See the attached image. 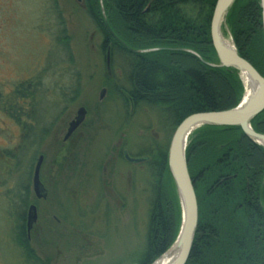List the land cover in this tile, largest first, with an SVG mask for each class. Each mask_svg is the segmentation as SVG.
I'll list each match as a JSON object with an SVG mask.
<instances>
[{"label":"rangeland","instance_id":"374dc122","mask_svg":"<svg viewBox=\"0 0 264 264\" xmlns=\"http://www.w3.org/2000/svg\"><path fill=\"white\" fill-rule=\"evenodd\" d=\"M226 31L221 28L229 40ZM102 43L92 14L76 0H0V264L36 262L17 244L22 202L33 201V166L42 144L34 137L36 124L68 118L79 106L107 129L90 132L76 167L67 169L62 154L45 152L38 173L47 198L39 203L37 226L46 217L53 230H31L33 256L46 264H136L143 256L159 187L154 164L116 162L110 181L118 198L112 201L99 165L123 121L124 148L133 155L155 145L167 150L176 126L149 103L129 111L117 91L128 88V69L112 50L108 74ZM25 122L34 125L25 132L15 126Z\"/></svg>","mask_w":264,"mask_h":264},{"label":"trees","instance_id":"16d2710c","mask_svg":"<svg viewBox=\"0 0 264 264\" xmlns=\"http://www.w3.org/2000/svg\"><path fill=\"white\" fill-rule=\"evenodd\" d=\"M100 2L88 0L90 13L102 33V48L119 52L128 69L125 97L132 105L145 102L160 108L177 126L191 114L224 111L239 103L243 87L237 74L205 64L216 62L209 29L216 0ZM226 22L238 55L264 77L258 0H236ZM155 48L159 50L133 52ZM250 125L264 134V111ZM166 153L154 165L159 187L150 210L145 251L136 264H151L178 230L180 210ZM185 160L197 205L185 264H263L264 150L238 127L206 126L190 135ZM21 229L17 244L22 254L34 264H46L34 258Z\"/></svg>","mask_w":264,"mask_h":264},{"label":"water","instance_id":"95a60500","mask_svg":"<svg viewBox=\"0 0 264 264\" xmlns=\"http://www.w3.org/2000/svg\"><path fill=\"white\" fill-rule=\"evenodd\" d=\"M236 0H216L210 19V41L214 50L216 62L205 63L213 68L225 69L235 72L241 81L243 95L239 103L228 110L194 113L184 118L174 129L169 141L166 153V168L173 183L177 197L180 222L173 242L160 254L151 264H185L197 224V205L193 190V184L188 175L185 150L190 135L201 127L229 128L238 127L242 133L256 145L264 150V134L256 133L250 125L251 120L260 112L264 111V77L244 59H242L232 42V38L227 26V17ZM101 8L102 4L100 2ZM261 17V29L264 43V0H258ZM102 10V9H101ZM102 14L103 10H102ZM105 20V19H104ZM225 28L229 40L221 32ZM159 49H147L143 51H133L134 53H148ZM193 56L200 57L192 51L184 50ZM201 60V59H200ZM105 68L110 71V50L105 51ZM104 91L100 92L101 99ZM129 111L132 110L131 100L128 101ZM84 109L77 112L76 120L68 129L70 133L83 119ZM125 159L130 163H140L144 158ZM42 157H38L32 179L33 192L36 198L45 197V191L38 179V170ZM35 207L30 206L27 213V229L35 222ZM29 231V230H27ZM264 264V263H263Z\"/></svg>","mask_w":264,"mask_h":264},{"label":"flooded vegetation","instance_id":"af4514ba","mask_svg":"<svg viewBox=\"0 0 264 264\" xmlns=\"http://www.w3.org/2000/svg\"><path fill=\"white\" fill-rule=\"evenodd\" d=\"M79 3V6L81 9L86 12L89 16H91L90 13V4L88 3V0H76ZM100 2V0H99ZM101 7V5H100ZM102 9V8H101ZM103 10V9H102ZM101 10V11H102ZM118 93L120 94L122 100L124 103L127 102L128 105V100H126L125 97V89L121 87H118L117 89ZM100 95V93H99ZM141 103V102H139ZM137 103L136 105H138ZM135 104L133 105L136 106ZM80 108L84 109V114H83V119L80 121V123L69 133L68 129L70 124L76 120L77 117V112ZM129 108V105H128ZM97 110V108H95ZM92 115V113H91ZM91 115H88V109L85 106H79L71 110V114L68 118H59L56 119V121L52 122H45L44 121H38L37 122V132L34 133L35 139L37 141L39 140L40 143V152L38 157H42V161H44V156L45 152L48 153V151H52L55 155L56 154H62L63 160H68L67 163H63L65 166H68V168L71 167H76L78 164L81 163L82 157L84 156L83 148H84V143L89 142L90 138V133L92 130L96 129H107V127L103 126V122L100 121L98 124H93L94 122L91 121ZM129 116V115H128ZM11 121V120H10ZM34 123H28L25 122L23 126H20V124L16 123L15 126L19 130V128H23L22 132H25L26 130H29L32 128ZM122 126L118 129L117 131V137L115 140H112L109 144L111 145L109 150H105L102 155V159L99 165V175H101V182L104 184L105 181L107 182L104 184L105 188L107 189L106 191L108 192L109 198L112 201V198L117 197L118 195L115 194V188L114 184H112V181H110V178L115 174H117L116 170V162H121V163H126L129 166H134L137 164H154L155 166L157 164V158L159 156H162L164 154V149H161L162 147L155 145L154 148L144 152L143 154L140 155H133L132 153L128 152L124 147V121L121 124ZM31 131V130H30ZM53 142V143H52ZM115 145V146H112ZM127 155L129 158L136 159V158H144V161L140 163H130L128 162L124 155ZM37 157V159H38ZM36 159V161H37ZM33 166V173H34V168L35 164ZM42 161H41V166H42ZM51 165H56L55 162H53ZM59 165V164H58ZM49 169V168H47ZM103 173V174H102ZM33 175V174H32ZM103 175V178H102ZM40 172L38 173V179L39 182L42 183L43 186H45V180L40 177ZM33 179V176H32ZM32 188V193H33V201H28V198L23 200L22 202V210L19 215V223L21 226V230H25V239L27 240L29 244L30 240V233L31 230H50L52 227H48L47 223H45V218L44 217V223L42 226H37L38 225V216L40 210H42V207L39 205L40 202L46 200L47 195L45 197L41 198H36L33 192V187ZM44 189V188H43ZM45 191V190H44ZM46 193V192H45ZM30 206L35 207V213H36V219L35 222L31 225L29 229H27V213H28V208ZM52 220H54L57 224L60 222L55 216H52ZM65 226H63L64 228ZM72 229L69 227V230ZM29 230V231H27ZM53 230V229H52ZM54 230H56L54 228Z\"/></svg>","mask_w":264,"mask_h":264}]
</instances>
